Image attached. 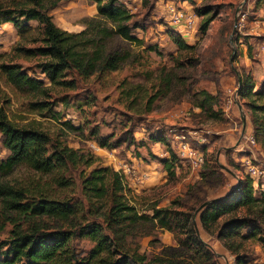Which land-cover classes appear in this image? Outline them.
<instances>
[{"label":"rangeland","instance_id":"374dc122","mask_svg":"<svg viewBox=\"0 0 264 264\" xmlns=\"http://www.w3.org/2000/svg\"><path fill=\"white\" fill-rule=\"evenodd\" d=\"M118 2L131 12L130 24L137 26L132 33L142 43L112 36L103 42L104 50L126 54L117 70L95 72L86 78L69 71L66 78H75V87L53 88L43 99L61 114L58 120L47 111L31 109L30 102L36 99L0 80L9 118L19 123L35 122L83 155L84 162L88 159L93 163L87 166L83 162L77 169H71L74 184L68 187L53 184L49 176L24 165L0 175V182L31 191L38 184L51 182L45 185L50 186L55 196L80 200L83 209L66 220L36 218L44 228H72L91 221L101 222L104 216L103 203L88 209L80 173L94 167H110L124 174L128 202L138 215L151 214L149 207L153 204L171 206L173 200L179 202L173 205L175 208L181 204L182 209L194 210L200 237L212 249L215 264H235L234 252L246 255L248 264H264V247L258 241L235 235L224 244L214 230L210 234L200 227L197 211L201 202L224 195L240 178L249 176L247 160L257 169L256 175L249 176L255 195L264 192V135L258 129L264 122V114L253 112L247 104L249 99L237 94L239 76L249 74L255 89L264 83V0ZM46 4L54 23L68 32L85 30L87 35L98 36L97 29L111 26L102 22L93 0H46ZM203 7L210 9L208 14L197 12ZM177 14L181 15L179 19ZM209 15L211 21L203 31L201 23ZM30 24L36 26L35 21ZM169 30L180 34L189 47L180 49ZM18 43L16 28L8 22L0 23V61L9 59ZM36 60L16 58L15 61L29 75L49 85V80L35 67ZM198 90L215 95L214 106L223 112L220 119L209 118L193 106V93ZM157 93L147 111V98ZM62 96L65 102L61 101ZM131 100H134L132 105ZM92 127H98L101 135L122 138L121 143L111 149L100 147L89 134ZM128 131L133 132L135 144L127 145L124 140ZM157 134L166 137L176 154L180 143L189 145L203 155V162L196 165L177 156L175 175L169 178L161 162L168 158L169 152L165 145L150 139V135ZM8 154L0 135V162ZM2 205L0 200V210ZM10 229L11 225L6 223L0 239L6 238ZM123 232L125 240L137 244L148 258L161 256L162 264H200L195 252L180 247L171 232L150 219H141ZM245 232L244 229L241 234ZM93 245V241L78 234L70 241L80 257H86Z\"/></svg>","mask_w":264,"mask_h":264},{"label":"trees","instance_id":"16d2710c","mask_svg":"<svg viewBox=\"0 0 264 264\" xmlns=\"http://www.w3.org/2000/svg\"><path fill=\"white\" fill-rule=\"evenodd\" d=\"M93 1L102 22L111 24L97 29L98 36L87 35L85 30L68 32L59 28L47 12L46 0H0V23H11L20 38V43L12 48V56L0 61V80L3 79L5 84L18 92L36 99L30 102L31 109L47 111L58 120L61 114L53 110L49 101L43 99L48 97L53 88L75 87L76 79L66 78L69 71H75L78 76L86 78L95 72L117 70L125 61L126 54L104 50L103 42L112 36H120L132 43H142L132 33V29L137 26L130 24L133 17L131 12L119 0ZM209 10L203 7L198 8L197 12L208 14ZM210 17L206 16L202 21L200 28L203 31L211 21ZM30 21H35L36 26H32ZM169 34L180 49L189 47L177 32L169 30ZM16 58H36L35 67L50 84L46 85L37 76L29 75L15 61ZM237 87V94L249 99L247 104L250 109L264 114V83L255 89L256 84L247 74L238 77ZM158 95L153 94L147 98V111ZM127 96H131V92H127ZM193 96V106L204 111L207 117H222L223 112L214 106V94L198 90ZM64 99L65 96H62L61 101L65 102ZM133 101H130L131 105ZM258 129L264 135V122ZM89 134L102 148H115L122 141V138H114V134L101 135L98 127H92ZM0 135L3 146L9 151L0 162L1 176L24 165L41 175L49 176L53 184L62 187L74 184L70 171L84 162L83 155L62 140L52 137L35 122L19 123L9 118L1 85ZM150 139L166 146L169 156L161 162L168 177H173L177 154L165 136L150 135ZM124 140L127 145L135 144L133 132L128 131ZM84 163L90 166L93 161L85 159ZM80 180L88 209L103 203L104 216L101 222L91 221L72 228H44L39 226L36 218L66 220L83 209L80 200L55 196L54 191L50 192V186L45 185L51 182L43 186L38 184L32 191L0 182V200L3 204L0 210V231L6 223L11 225L9 235L0 239V264H162L161 256L148 258L137 244L132 245L125 240L124 228L141 219H150L171 232L180 247L196 253L200 264H215L212 249L200 237L194 210L182 209L181 204L175 208L173 205L179 202L173 200L171 206L159 207L153 204L149 207L151 214L138 215L135 207L128 202L124 174L110 167H94L87 173L82 171ZM253 208L256 209L254 214L251 213ZM242 210L247 212L242 213ZM197 211L200 227L210 234L216 232L217 239L224 241V244L236 235L256 240L264 247V192L260 196L255 195L253 181L249 176L240 178L224 195L201 202ZM244 229L246 232L242 235ZM76 234L94 242L86 257H80L70 246ZM234 253L235 264H248L246 255Z\"/></svg>","mask_w":264,"mask_h":264},{"label":"built area","instance_id":"2783aa9c","mask_svg":"<svg viewBox=\"0 0 264 264\" xmlns=\"http://www.w3.org/2000/svg\"><path fill=\"white\" fill-rule=\"evenodd\" d=\"M181 15L177 14L176 17L179 19ZM177 156L182 157L184 159L191 160L194 164L200 165L203 162V155L197 152L195 149L190 147L187 144L180 143L177 150ZM246 167L249 173V176H254L257 174V169L254 165L250 162V160L246 161Z\"/></svg>","mask_w":264,"mask_h":264},{"label":"crops","instance_id":"0c3cea01","mask_svg":"<svg viewBox=\"0 0 264 264\" xmlns=\"http://www.w3.org/2000/svg\"><path fill=\"white\" fill-rule=\"evenodd\" d=\"M257 89V88H256ZM234 186V185H233Z\"/></svg>","mask_w":264,"mask_h":264}]
</instances>
